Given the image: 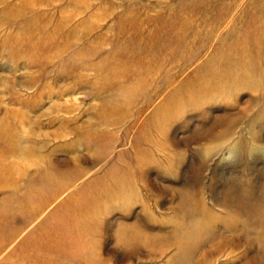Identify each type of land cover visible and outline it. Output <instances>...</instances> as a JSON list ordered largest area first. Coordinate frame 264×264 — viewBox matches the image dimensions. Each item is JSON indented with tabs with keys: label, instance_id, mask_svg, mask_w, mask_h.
<instances>
[{
	"label": "rangeland",
	"instance_id": "1",
	"mask_svg": "<svg viewBox=\"0 0 264 264\" xmlns=\"http://www.w3.org/2000/svg\"><path fill=\"white\" fill-rule=\"evenodd\" d=\"M52 263L264 264V0H0V264Z\"/></svg>",
	"mask_w": 264,
	"mask_h": 264
},
{
	"label": "bare ground",
	"instance_id": "2",
	"mask_svg": "<svg viewBox=\"0 0 264 264\" xmlns=\"http://www.w3.org/2000/svg\"><path fill=\"white\" fill-rule=\"evenodd\" d=\"M237 5V4H236ZM244 7V6H243ZM57 30V29H56ZM57 31H59V30H57ZM258 47V46H257ZM258 49V48H257ZM260 52V51H259ZM65 73V72H64ZM77 78V77H76ZM241 87V86H240ZM84 90V89H83ZM168 107V106H167ZM10 117V116H9ZM21 117V116H20ZM52 117V116H51ZM14 118V117H13ZM63 121V120H62ZM22 122V121H21ZM77 124H79V123H77ZM77 124H75V125H77ZM141 126V125H140ZM4 132V131H3ZM27 134H25V136H26ZM29 135V134H28ZM36 145V144H35ZM29 149V148H28ZM42 157V156H41ZM49 159V158H48ZM43 162V161H42ZM20 170V169H19ZM4 175V174H3ZM142 240V239H141ZM132 241H135V240H132ZM131 241V242H132ZM136 242V241H135ZM54 243V242H53ZM53 264V263H52Z\"/></svg>",
	"mask_w": 264,
	"mask_h": 264
}]
</instances>
